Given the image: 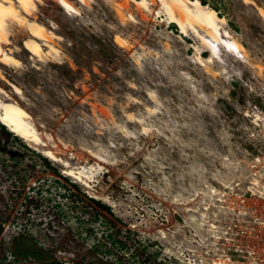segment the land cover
I'll list each match as a JSON object with an SVG mask.
<instances>
[{
  "label": "rangeland",
  "instance_id": "374dc122",
  "mask_svg": "<svg viewBox=\"0 0 264 264\" xmlns=\"http://www.w3.org/2000/svg\"><path fill=\"white\" fill-rule=\"evenodd\" d=\"M41 1L37 20L61 55L30 60L15 27L7 48L21 65L1 69L23 98L0 86L59 157L102 169L89 190L0 129L1 264H264V0H225L224 27L247 60L225 53L215 74L194 63L195 38L132 4L135 21L122 22L121 0H70L79 15ZM16 221L46 258L8 261Z\"/></svg>",
  "mask_w": 264,
  "mask_h": 264
},
{
  "label": "bare ground",
  "instance_id": "6f19581e",
  "mask_svg": "<svg viewBox=\"0 0 264 264\" xmlns=\"http://www.w3.org/2000/svg\"><path fill=\"white\" fill-rule=\"evenodd\" d=\"M67 14L79 15L78 8L70 0H54ZM81 4H86V0H77ZM118 4V14L121 21L125 20V14L128 19L135 21L134 14L130 11V4L140 14L143 20L151 18L158 23H163L166 28L174 25L179 33V40L193 37L199 45L208 52L205 58L200 52V46L194 44L191 46L195 51L194 63L202 66L207 73L215 74L212 66L217 63L223 65V55L231 54L238 59H246V50L231 33L224 27L225 17L202 4L199 0H121ZM245 2V0H243ZM41 0H0V79L4 80L11 87L15 96L23 98L22 90L14 83L8 82L1 67L18 68L21 61L14 55L13 51L7 46L11 45L12 29L15 27L23 29L27 38L22 41L24 49L29 53L30 60L43 62L48 58L59 57L60 50L56 46V41L61 37L57 35L42 22L37 20L36 13L39 11ZM253 4L249 2L246 4ZM258 14L264 22V8L257 6ZM127 18V17H126ZM51 25V24H50ZM53 25V24H52ZM55 27V26H54ZM115 43L122 47H128L127 40L123 37H115ZM58 59V58H57ZM56 60V59H55ZM225 66V65H224ZM0 124L6 130L22 139L37 152L42 154L50 161L62 166V173L66 177L74 179L77 183L83 185L89 190L92 189L95 180V174L102 169L100 164L96 166H71L68 161L57 155L54 145H49L51 136L40 133L31 114L23 108L16 100L0 86ZM144 128L143 133H148ZM93 157L99 162H104L101 157L93 154ZM94 187V186H93ZM106 201L102 197H98ZM219 264H224L220 261Z\"/></svg>",
  "mask_w": 264,
  "mask_h": 264
},
{
  "label": "flooded vegetation",
  "instance_id": "af4514ba",
  "mask_svg": "<svg viewBox=\"0 0 264 264\" xmlns=\"http://www.w3.org/2000/svg\"><path fill=\"white\" fill-rule=\"evenodd\" d=\"M12 226L15 230H14L13 236L9 239V242H11L12 246H13L11 256L13 257L14 263L17 260H19L20 258L30 259V260H33L34 258H38V259L46 258L45 254L48 253V251H49L48 249L42 248V246H39V247H37V249H35L34 248L35 245L27 243L25 240H22V239H27L25 237L28 236L29 233H32L33 226L31 224H25V223L22 224V223H18L16 221L14 224H12ZM2 227H3L2 222L0 221V246L2 245V242L4 241L3 233H2ZM20 241H22L24 243L23 245L26 246L24 252H22V253H20L17 249L18 243H20ZM32 241L34 244H35V242L38 243L37 240H32ZM49 253H51V252H49ZM0 256H1V254H0ZM0 264H1V260H0ZM54 264H59V263L56 262Z\"/></svg>",
  "mask_w": 264,
  "mask_h": 264
},
{
  "label": "trees",
  "instance_id": "16d2710c",
  "mask_svg": "<svg viewBox=\"0 0 264 264\" xmlns=\"http://www.w3.org/2000/svg\"><path fill=\"white\" fill-rule=\"evenodd\" d=\"M202 4L204 5H208L209 7H211L212 9H214L219 16L225 17L224 14H222V11L225 9V0H199ZM0 129H2L4 131V133L8 136H11L12 134L6 130V128L0 124ZM45 161L46 159L43 158ZM95 203H97L98 205H101V203L97 200H93ZM101 207H104L103 205H101Z\"/></svg>",
  "mask_w": 264,
  "mask_h": 264
},
{
  "label": "built area",
  "instance_id": "2783aa9c",
  "mask_svg": "<svg viewBox=\"0 0 264 264\" xmlns=\"http://www.w3.org/2000/svg\"><path fill=\"white\" fill-rule=\"evenodd\" d=\"M32 185H33V186H32L33 188H30V187H29V189H32V191H36V190H35V189H36L35 183H33ZM33 193H35V192H33ZM8 228H9V226H6V227L4 228V232L8 231ZM13 233H14V231H13V232L11 231V234H12L11 237L13 236ZM5 239H6V238H5ZM8 240H9V238H8ZM6 258L8 259V261L13 259V257L11 256V254L7 255Z\"/></svg>",
  "mask_w": 264,
  "mask_h": 264
},
{
  "label": "snow or ice",
  "instance_id": "6c2138e0",
  "mask_svg": "<svg viewBox=\"0 0 264 264\" xmlns=\"http://www.w3.org/2000/svg\"><path fill=\"white\" fill-rule=\"evenodd\" d=\"M249 2H251V0H245V3H249Z\"/></svg>",
  "mask_w": 264,
  "mask_h": 264
},
{
  "label": "water",
  "instance_id": "95a60500",
  "mask_svg": "<svg viewBox=\"0 0 264 264\" xmlns=\"http://www.w3.org/2000/svg\"><path fill=\"white\" fill-rule=\"evenodd\" d=\"M94 189H95V190H98V186H97V185H96V186H94Z\"/></svg>",
  "mask_w": 264,
  "mask_h": 264
}]
</instances>
